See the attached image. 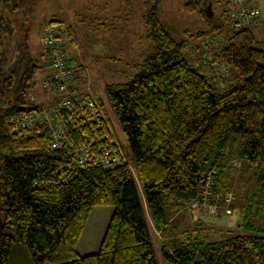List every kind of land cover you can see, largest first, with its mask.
Wrapping results in <instances>:
<instances>
[{
  "label": "trees",
  "instance_id": "obj_1",
  "mask_svg": "<svg viewBox=\"0 0 264 264\" xmlns=\"http://www.w3.org/2000/svg\"><path fill=\"white\" fill-rule=\"evenodd\" d=\"M159 2L144 0L141 16L154 51L131 64L136 74L104 87L131 160L107 118L125 163L90 166L62 183L56 172L73 157L63 147L49 151L44 136H25L11 123L42 105L25 106L38 65L13 25L31 2L0 0V264H157L153 234L162 240L163 264H264V41L253 32L257 27L232 30L226 13L231 0H186V13L211 24L196 35L213 45L208 62L216 68L207 77L201 72L206 61L195 63L187 43L162 25ZM216 3L222 4L219 17ZM48 24L64 31L59 20ZM217 79L227 80L224 88ZM69 131L76 146L81 132L94 136L88 127ZM235 162L250 170L254 191L243 199L236 229L211 238L198 219L170 236L176 214L197 198L208 171H217L213 192L219 198L213 202L234 200L225 194ZM38 182L54 187L37 188ZM97 206L113 211L97 252L82 256L77 243Z\"/></svg>",
  "mask_w": 264,
  "mask_h": 264
},
{
  "label": "rangeland",
  "instance_id": "obj_2",
  "mask_svg": "<svg viewBox=\"0 0 264 264\" xmlns=\"http://www.w3.org/2000/svg\"><path fill=\"white\" fill-rule=\"evenodd\" d=\"M30 5L25 8L22 14L16 16L13 25L21 30L22 41L29 51L34 64L38 65L31 79V87L25 95V106L46 107L52 105L56 99L51 87L53 85L50 77L48 56L43 45L41 28L52 20H59L63 25L70 27L72 36L75 38V46L67 45V54L78 71L84 69L78 76L75 74L76 87L79 91L87 94L101 102L103 110L114 131L116 138L121 145L126 158L131 160L125 137L120 124L111 108L105 94L104 87L108 84L124 81L136 74L131 69V64L141 62L154 51V46L145 39L144 29L141 23V16L144 14V0H28ZM186 0H160V20L162 25L170 32L171 36L178 42H186L189 57L195 63H205L201 72L212 76L213 68L216 65L209 63L208 57L203 51L208 38L196 37L198 32L209 31L211 24L206 23L198 14H188L183 10ZM259 14L262 16V24L253 29L256 37L264 41V0H255ZM226 9L234 10L231 4ZM214 14L219 17L222 12V4H214ZM71 48H75V50ZM213 51V49H212ZM201 54V55H200ZM77 55V57H76ZM76 57V59H75ZM212 61V60H210ZM213 64V65H212ZM215 71V70H214ZM221 71V70H220ZM80 74V73H79ZM219 75V74H218ZM227 80L217 79L219 88H224ZM47 90V91H46ZM29 97V98H28ZM5 98V96L3 97ZM31 100V101H30ZM229 183L230 196L234 197L231 202H222L217 211L209 213L210 217L203 222L207 235L222 236L227 229H236L239 221V214L246 194L253 193L252 175L250 170H241L237 162L233 164ZM234 194L232 195V193ZM227 198V199H228ZM113 207H106L107 217ZM235 211V212H234ZM234 212L235 218L228 216ZM184 221L190 222L187 213L180 212ZM177 213L176 215H179ZM208 214V215H209ZM189 215V214H188ZM207 215V216H208ZM262 216V213L259 215ZM92 217V216H91ZM105 217V218H106ZM180 217V216H179ZM230 217V216H229ZM205 218V217H203ZM264 216H262V221ZM169 237L165 236L167 245L171 244ZM152 243L157 264H163L161 253V241L153 234ZM97 249H88L87 254L97 252ZM84 256V255H83ZM21 257H23L21 255Z\"/></svg>",
  "mask_w": 264,
  "mask_h": 264
},
{
  "label": "built area",
  "instance_id": "obj_3",
  "mask_svg": "<svg viewBox=\"0 0 264 264\" xmlns=\"http://www.w3.org/2000/svg\"><path fill=\"white\" fill-rule=\"evenodd\" d=\"M231 5L234 10L227 9L226 13L231 18L233 31L255 28L261 24L262 18L255 0H231ZM41 33L53 81L51 89L56 99L52 105L37 111L15 115L11 119L14 130L21 131L25 136L42 135L47 139L49 151L63 147L64 152L73 157L71 163L56 172L62 183L71 181L79 170L90 166L107 168L125 163L122 149L114 142L107 117L98 100L91 94L77 90L75 74L78 69L67 54L63 32L57 26L46 24L41 28ZM210 47H213L210 43L203 47L207 61L211 59L208 54ZM82 127H88L94 136L90 140L87 132H81L82 144L76 146L70 138L69 129L75 131ZM92 148L96 149L98 156L93 154ZM216 173V170L205 173L197 198L186 202L181 208L194 220L206 217L219 207L213 202L219 198V194L213 192V175ZM35 187L53 188L54 185L38 182ZM225 195L230 196L228 193Z\"/></svg>",
  "mask_w": 264,
  "mask_h": 264
},
{
  "label": "crops",
  "instance_id": "obj_4",
  "mask_svg": "<svg viewBox=\"0 0 264 264\" xmlns=\"http://www.w3.org/2000/svg\"><path fill=\"white\" fill-rule=\"evenodd\" d=\"M63 26H64L63 32L65 33V36H66V51H67L68 50L67 45H68V48L75 46V42H74L75 38L72 36V32L70 31L72 29L68 26H65V25H63ZM72 49L75 50V48H71L70 51H72ZM76 57H77V55H76ZM76 57H75V59H76ZM77 61H78L77 59H76V62L74 61L75 66L80 65V63ZM83 69H84V67H82V65H81V68L77 73L78 76L81 75V72ZM106 207L107 206H97L91 210L89 217H88V220H87V223L85 225V228H84V230H83V232L79 238V241L77 243V252L79 255H82V256L88 255L87 254L88 249H92V251H93L94 249L99 248V245H100L101 240L103 238V235L105 233L109 218L112 214V212L110 211L108 218L106 216H105L106 218L103 217V214H107ZM234 212H232L229 215L230 217L228 216V218L234 219L235 215H236V214H234ZM213 214H216V213L213 212ZM186 215H187V217H185V218H189L190 222L184 221L183 216H181L180 213H179V215L175 216L174 223H173L175 226L172 225L173 229H171L169 232L170 236L175 235V233H179L182 228L195 223V220L191 217V215H188V214H186ZM209 217H210V214L208 216H206L205 218L200 219L199 221H204ZM92 251L90 253H94ZM11 256H12V258L15 259L17 256V251H15L13 253V255H11Z\"/></svg>",
  "mask_w": 264,
  "mask_h": 264
},
{
  "label": "water",
  "instance_id": "obj_5",
  "mask_svg": "<svg viewBox=\"0 0 264 264\" xmlns=\"http://www.w3.org/2000/svg\"><path fill=\"white\" fill-rule=\"evenodd\" d=\"M206 14L208 16H211L212 15V12H211V9H210V4L208 5L207 9H206Z\"/></svg>",
  "mask_w": 264,
  "mask_h": 264
}]
</instances>
